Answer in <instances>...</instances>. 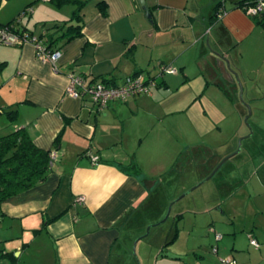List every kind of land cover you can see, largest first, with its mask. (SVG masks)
<instances>
[{
	"label": "crops",
	"instance_id": "crops-1",
	"mask_svg": "<svg viewBox=\"0 0 264 264\" xmlns=\"http://www.w3.org/2000/svg\"><path fill=\"white\" fill-rule=\"evenodd\" d=\"M75 1H85L83 28L68 39L52 26L77 2L43 4L30 28L17 15L35 0H0L4 11L11 3L0 24L13 21L41 43L52 34L62 53L55 69L32 43L0 45V108L19 104L22 121L10 127L27 126L37 146L57 155L45 181L0 203V264H136V239L140 264H264V143L253 169L221 180L226 194L182 200L163 219L167 201L188 187L192 164L184 159L209 157L201 179L236 149L230 140L206 141L238 130L226 104L247 113L237 103L239 83L224 77L214 51L231 60L248 102L264 100V25L241 0H103L106 8ZM145 65L157 83L149 94L103 108L88 94H66L71 73L119 85ZM163 65L177 72L161 74Z\"/></svg>",
	"mask_w": 264,
	"mask_h": 264
},
{
	"label": "rangeland",
	"instance_id": "rangeland-1",
	"mask_svg": "<svg viewBox=\"0 0 264 264\" xmlns=\"http://www.w3.org/2000/svg\"><path fill=\"white\" fill-rule=\"evenodd\" d=\"M11 3H12V1H11ZM11 3L9 2V5ZM43 4L47 5L49 7H53L52 5L54 3H51L50 0H35V2L33 4L26 7V9L28 8V11L23 8L24 10L21 11L20 14H18V15L16 14L17 19L20 20L19 23L21 22V24L27 25L30 28H33L35 23L37 22V17L40 16V14H41ZM5 5L6 4H3V6H5ZM9 5L7 4L5 11L0 9V13L2 14L4 12L6 13V11H9V7H10ZM0 8H2V7H0ZM35 10H36V12H35ZM34 13H35V15H34ZM0 45H7V44L6 43H0ZM190 60L192 61V63H191L189 68L192 69V71H191L192 73H195V72H197V69L195 66L196 63L193 59H190ZM170 66H172V65H170ZM147 67H148V65L146 67H144V70L142 71L143 76L146 78H148L149 75H151V74L153 76V71H152L153 66H151V68H147ZM172 67H174V66H172ZM174 68L176 69L177 67H174ZM149 71L151 72V74H148ZM155 74H160V70H159V72H156ZM168 75H171V74H168ZM160 76L161 75L157 76V78H159ZM167 77H170V76H167ZM240 83H241V85H239V93L237 96V103H239L243 109L245 108V110L247 111L246 115L243 116V118H242V116H240V114H238V112H236L237 106L234 105L230 100H229L230 103L226 104L228 109H229L228 111H231V113H232L231 118H233L234 116H236V118L238 117L236 120V124H237L236 129L239 127L238 130L234 133L232 131L224 133L223 135H221L222 139L209 140V137L207 136V140H206L207 142H210V141L216 142L215 144H218V145L223 144L226 141L230 140L231 143L236 144V149L233 150L231 153L225 155L223 157V159L225 157H228L231 154H234V153L235 154L231 158L227 159L225 161V163L223 164V166H221V168L219 170H217L212 177H210V175L213 173V171L215 170V168L218 165L211 171L210 174L205 175L201 179H196V178L200 173L205 171V169L207 167L206 159L208 160L209 157L207 158L204 156L202 160L197 161L195 159H192L193 155H191V157L189 159H184L183 163H185L189 160V162L191 161V164H192V165H190L189 170L185 172L186 176L184 177V181L182 184L184 186L188 185V187H186V189H184L185 190L184 193H181L178 196L174 195V198L171 200L170 203L166 199L168 208H167V211H166L163 219L167 218L169 208L171 207V210H172V207L174 205L178 204L182 200H183V202L187 201V200L191 201V203L193 205H194V203H198V202L203 204L204 199L210 198L214 194V192H219L220 195L226 194V192L229 190L230 187L225 186V183L220 184L221 180H223L222 182H225L223 179L224 176L228 177L229 174L235 173V172L242 173L244 175V174L249 172V169L251 170L254 168L255 165H257L258 156L260 158V156H261L260 153H262L261 147H262V144L264 143V100H260L258 102H252V103L248 102L244 96V93H243V97L240 96L241 88L242 89L244 88L243 83L241 81H240ZM6 88H8V86ZM3 98H6V97L4 95H3V97H1V92H0V100H2ZM247 104L249 105L250 109L247 106ZM11 105H15L17 107L19 106V104H11ZM19 112H20L19 115L21 116L23 114V112H21V110H19ZM250 112H252V113L249 116ZM248 116H249V118L246 120V117H248ZM19 118L20 119L17 118L14 122L19 123L20 121H22V118L21 117H19ZM1 120L6 122V124H8L9 127L1 125L0 136L8 134L14 130L13 127H10V126H12V123L10 122V120L6 114L0 115V122H1ZM231 128H232V126H231ZM220 142H222V143H220ZM220 148L221 147H219V149L217 151V155L219 153ZM224 150H226V149H224ZM189 152L191 153L190 150H189ZM222 152H223V150L220 151V153H222ZM185 153H186V151H185ZM186 156L187 155H184V158ZM223 159L221 161H223ZM193 182H195V183H193ZM226 183H228V182H226ZM161 188H163V187L161 186ZM184 194H185V196H183ZM157 205L158 206L160 205V201L157 202ZM164 222H166V221H164ZM148 227H149V225L146 227V232H147ZM154 227L156 228L157 226H154ZM147 236H150V233ZM137 240L138 239H136L133 242L132 252L134 251V244ZM133 255L135 258V263L140 264V260H139V257L137 255L136 249H135V254H133ZM219 258H221V256ZM222 258H224V257H222Z\"/></svg>",
	"mask_w": 264,
	"mask_h": 264
},
{
	"label": "trees",
	"instance_id": "trees-1",
	"mask_svg": "<svg viewBox=\"0 0 264 264\" xmlns=\"http://www.w3.org/2000/svg\"><path fill=\"white\" fill-rule=\"evenodd\" d=\"M256 1L258 0H241L237 2V5H242V7H245L246 5L253 4ZM53 2H55L57 5H63L68 2H77L78 7L73 12V15L68 20L55 23L52 27L57 29L56 32H60L68 36V39H71L76 35H80L83 28V17L81 10L85 1L53 0ZM98 3L101 5V8L107 7L106 2L103 0H100ZM221 12L222 10L218 11L217 16H219ZM255 18L257 19L258 23L264 25V15L255 16ZM0 25H12L14 26L15 30H20L16 28L13 21L8 24ZM25 30L26 29H22L20 31ZM45 31H47V28ZM45 34L46 33H44V35ZM49 36L50 39L46 41V43H41L40 37H37L39 43L44 45L49 51H55V49L52 47L55 42L52 38L53 35L51 34ZM225 92L231 98L230 92L228 90H225ZM0 113L6 114L10 122L14 123L19 115V110L17 106L10 105L5 108H0ZM58 140L59 137L56 139L57 143ZM50 155L51 150L41 148L35 144L27 126L15 129L8 134L1 135L0 203L45 181L53 168Z\"/></svg>",
	"mask_w": 264,
	"mask_h": 264
},
{
	"label": "built area",
	"instance_id": "built-area-1",
	"mask_svg": "<svg viewBox=\"0 0 264 264\" xmlns=\"http://www.w3.org/2000/svg\"><path fill=\"white\" fill-rule=\"evenodd\" d=\"M244 8L251 16L264 15V0H258L253 4L246 5ZM0 42L9 45L32 43L36 48L37 55L49 60L55 69L57 68L56 63L62 55L60 50L49 51L44 45L39 43L37 36L28 31L15 30L12 25H0ZM176 72L177 70L170 65H163L161 67V74ZM156 84L155 78H145L142 73L126 77L125 81L119 85H109L100 81L87 83L83 76L71 73L66 94L74 98H81L88 94L98 107L103 108L116 99L124 100L136 94H149L151 93V88ZM56 157V152L52 151L50 155L52 165ZM94 161H96L95 158ZM78 200L83 202L85 198L80 196ZM217 238H221V235L218 234ZM251 244L256 247L259 246L258 241L254 238H251ZM223 262L226 264L231 262V260L226 259Z\"/></svg>",
	"mask_w": 264,
	"mask_h": 264
},
{
	"label": "water",
	"instance_id": "water-1",
	"mask_svg": "<svg viewBox=\"0 0 264 264\" xmlns=\"http://www.w3.org/2000/svg\"><path fill=\"white\" fill-rule=\"evenodd\" d=\"M135 1V0H133ZM142 5H144L145 1L144 0H141L140 1ZM144 9H146V7L144 6ZM148 17H150V13L148 11ZM215 55L218 57L219 59V63H220V68L222 70V73L224 75L225 78L231 80L233 79V76L235 77L236 81L239 83V85H241L240 83V79H239V73L232 67L231 65V60L229 58H227L225 55L219 53V52H216L214 51ZM241 97H243V89L241 88V94H240ZM247 106L249 107V105L247 104ZM250 109V107H249ZM252 112L249 113V116L251 115ZM246 117V120L249 118ZM237 153V152H236ZM235 154V153H234ZM234 154H231L229 155L228 157H225L223 159V161H221L218 166L215 168V170L213 171V173L210 175V177H212L214 175V173L222 166V164L229 158H231ZM209 177V178H210ZM193 190V189H192ZM185 196V195H183ZM170 211H171V207L169 208V211H168V214H167V217L169 216L170 214ZM159 224V223H158ZM153 226V225H152ZM151 225L148 227L147 229V232L145 234V236H147L150 232V229L152 227ZM136 244H137V241L135 242L134 244V252H135V249H136ZM213 252L216 254L217 253V248H214L213 249Z\"/></svg>",
	"mask_w": 264,
	"mask_h": 264
}]
</instances>
